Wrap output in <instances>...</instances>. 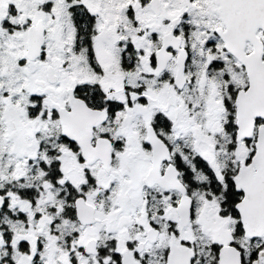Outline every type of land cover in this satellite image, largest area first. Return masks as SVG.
I'll return each mask as SVG.
<instances>
[{"label":"snow or ice","instance_id":"obj_1","mask_svg":"<svg viewBox=\"0 0 264 264\" xmlns=\"http://www.w3.org/2000/svg\"><path fill=\"white\" fill-rule=\"evenodd\" d=\"M0 264H264V0H0Z\"/></svg>","mask_w":264,"mask_h":264}]
</instances>
